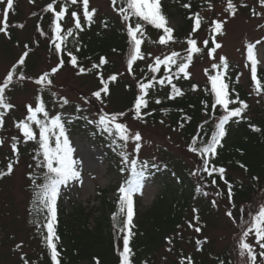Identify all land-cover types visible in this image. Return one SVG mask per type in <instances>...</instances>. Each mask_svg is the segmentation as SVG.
Wrapping results in <instances>:
<instances>
[{"label":"rangeland","instance_id":"374dc122","mask_svg":"<svg viewBox=\"0 0 264 264\" xmlns=\"http://www.w3.org/2000/svg\"><path fill=\"white\" fill-rule=\"evenodd\" d=\"M14 1H17V10L13 8L8 12L7 17L4 16L5 4H0V28L4 27L5 23L7 24V34L0 32V85L3 84L13 66L18 64L23 53L27 51L29 55L24 65L17 66L13 83L6 90L7 100L14 107L6 112L3 128L0 129V140L4 141L3 146H0V164L7 167L11 163V158L8 160L7 155L13 154L12 145L14 143L16 146L20 143V147L23 146V149L17 150L24 153H33L35 149H38L37 142H25L23 133L16 127V124L26 120L30 115L29 105L33 108L39 106L37 98L41 97L45 109L49 113V118L61 115L62 120L73 121L72 123L65 122V127L75 149L73 156L78 161V170L81 174L80 181H72L67 186L61 187L57 213L63 219L61 211L65 210L68 214H72L76 209H85L93 216L90 220V225L93 227L94 221L101 217L103 197L107 196L109 199H113L125 178L121 175L120 169L110 170L112 152L96 140L92 133L98 131L113 139L114 136L104 132L96 122L103 113L109 115L124 113L125 115L120 117L118 122L125 123L133 133L139 132L142 135L139 161H146L151 169L162 168L165 166L163 155L165 153L173 155L189 169L196 191L200 187L208 193V195H204L202 192H198L208 202L211 209L210 215L204 217L200 215V211L190 209L185 215L183 227L169 238L171 243L168 240L160 250L149 256L145 255L137 264L142 263L145 259L143 264H181V262L186 264L193 259L197 264H215L216 258L224 253L232 258L233 264H251L246 252L243 256L240 255L239 243L243 231L246 230L248 222L251 220L250 213H256L260 207H264V185L261 189L254 190V195L248 201L240 204L234 203L232 199L230 201L224 188H214L208 185L201 178L202 176L200 177V173L203 171V161L199 155L190 151L191 144L183 139L180 131L169 126L166 121L167 124L156 125L134 119V112L130 111L133 107L126 108L127 99H130L126 86H131L138 95L140 94L139 83L146 82L137 74L135 63L132 73L127 70L130 49L125 57H111V61L118 65L116 76L119 81L111 83L110 93L102 94L101 100H97L93 93L100 90L103 85L101 79L93 75L95 71L94 73L88 71L91 68L83 67L85 72L80 73L78 67H73L69 63L52 74V69L59 65L61 54L64 55V52L59 54L56 51L55 53L49 48L55 40L53 29L56 21L52 28L50 23L39 26V18L46 12L41 9L40 3L34 4L30 0ZM214 1L216 2L206 6L199 13L203 17V23L195 32L192 30L191 36L180 40L174 39L168 44H160L158 43L160 36L157 33L146 34L148 39L141 46V51L145 53L141 69L148 70L152 77L158 76V72L152 73L149 67L154 63L155 58H163L173 51L178 52L180 57H184L187 55L189 47L187 40L195 39L197 46L202 51L194 55L192 64L187 69L191 73L192 81L198 85V90H194L193 93L199 92L200 89L211 88L209 76L215 75L217 71L212 66L220 64L221 57H226L228 65L240 73V84L251 95L249 102L251 113L247 118L253 119L256 110L259 111L263 108L264 93L257 95L254 90L251 64L247 60V45L260 41V44L256 46L259 61L258 70L264 73V5L260 3V0H233L237 11L235 15H232L226 11L227 0ZM168 4L169 0H161L162 12H165L164 5ZM116 5H113L112 0H92L89 10L95 9L94 17L115 15ZM173 13L172 10L170 14ZM77 15L86 19L83 11ZM173 15L169 18L168 24L174 29V32H177L183 25V19L179 14L174 13ZM68 18V25L65 27L62 24L63 27L61 26L62 35L68 29L73 30V35L66 37L62 47L67 52L71 51L75 54L78 49L84 48L85 42L82 35L88 31L90 25L88 21L84 22L81 24L83 28L81 31L75 28V18L72 16ZM213 21L223 23V34L216 35V42L220 43L222 47L213 54L214 58L208 54L209 49L214 47L213 33L211 32ZM63 23L65 22L63 21ZM17 25H23V27H17ZM70 40H78V44L68 46ZM205 40L208 41L207 47L203 44ZM162 68L165 70L164 75L168 74V69L163 65L160 70ZM45 72L50 74L52 83L47 86L37 85L35 80ZM99 72L101 71L97 73ZM21 73L26 79H18ZM108 78L109 76L104 79ZM160 78L159 76L156 81H159ZM153 84L159 83L153 82ZM64 99L68 100L67 104H63ZM38 118L45 119L43 114H39ZM231 124L232 122L226 125L229 132L233 130ZM32 127L39 138L38 126L33 124ZM120 143L123 144L122 141ZM122 151L129 153L130 159L136 157L135 142L130 140L124 148H118L116 152L117 161L123 167H127L121 157ZM13 159L18 160V163L12 173L0 178V264H25V261L28 264H45L46 253L36 234V220L31 218L28 210L31 201L28 175L34 171L33 163H31V158L29 160V157L25 156H17L16 159ZM198 169L199 171H197ZM193 173L197 174L193 175ZM230 174L236 179L244 178L242 173L231 171ZM187 183V181L179 183L166 175L146 178L142 193L134 197L135 215L132 221L134 225L132 230L139 231L140 223L151 211L157 197L164 193L165 185H168L169 190L179 197ZM101 192H104L105 195L102 196ZM213 201H215V206ZM229 211L232 212V217L226 214ZM197 227L200 228L199 232L196 231ZM119 238L116 237L117 256L123 251V244ZM247 239L253 245L254 254L257 257L256 264H264V256L260 255L264 252V248L255 242L256 238L253 234H250ZM199 243L205 244L197 251L196 247ZM81 264L93 263L85 261ZM120 264H122V259Z\"/></svg>","mask_w":264,"mask_h":264},{"label":"trees","instance_id":"16d2710c","mask_svg":"<svg viewBox=\"0 0 264 264\" xmlns=\"http://www.w3.org/2000/svg\"><path fill=\"white\" fill-rule=\"evenodd\" d=\"M34 4L40 3L41 9L46 11L41 14L39 18V26L45 24H51V28L55 21V13L47 11V6L53 4L56 10L67 9L68 14L59 21L66 27L69 23V16H72V12L77 14L83 11L82 0H78L77 4H71L70 0H30ZM92 0H90L91 3ZM214 0H169L168 5H164L165 12H163L167 19L174 16L173 14H179L183 19L182 27L173 32L174 39H182L192 34L194 28V20L189 17H193L195 14H199L206 6L211 3H215ZM17 1H14V8H16ZM89 3V4H90ZM114 10L115 15H102L99 17H93V22L90 24L88 31L83 33L84 48L78 49L77 52L72 53L77 57L78 68L88 67L91 68V72L95 77L103 78L116 75L118 71V65L111 61V57L122 58L128 54L130 49L129 37L127 35V25H134L137 22V18H132L128 22H125L119 13L121 0H117ZM188 4L190 7L185 8L183 5ZM66 5V6H64ZM173 14H170L171 11ZM81 24L86 22V19L79 17ZM63 21L65 23H63ZM144 23L143 21H140ZM145 34H155L158 36L163 35L161 29H156L151 25L144 23ZM191 36V35H190ZM68 46L71 44H78V40H70ZM83 43V42H82ZM64 44V43H63ZM62 44V46H63ZM50 51L56 53L54 43L49 46ZM63 48V47H62ZM115 49V51H114ZM64 55L61 54L59 61L63 59V65L66 67L70 63V57L67 55V51ZM61 52V53H62ZM144 53V52H143ZM60 54V52H59ZM145 56V53H144ZM101 57H105L108 60L107 64L101 65L99 68H93L94 64H99ZM142 60L135 62V70L139 77H142L146 83L152 82L151 74L146 69H141ZM63 67V66H62ZM98 71H101L97 73ZM165 70L162 68L155 78L159 76L160 79L165 77ZM161 74L159 75V73ZM172 72H176L175 66L172 68ZM259 78L264 83V73L261 70L257 72ZM170 74V73H168ZM257 74V75H258ZM92 75V74H91ZM108 75V76H106ZM181 78L176 79L173 77V83L180 88L184 95L177 96L175 99H170L171 85L165 83L163 86L160 84H153V87L148 90V95L145 97L148 100L147 108L142 109V115L145 117L143 122L151 124H167L180 131L183 139L189 144L192 143L194 137L203 139L205 143L210 140L211 133L215 130L214 126L216 117L223 114V110L220 106L216 107L215 113L212 112V103L214 96L211 93V88L200 89L199 92L193 93V85L197 86L191 78H183V74H180ZM237 77L240 78V73L235 71L233 67L229 66L227 79L230 82V89L235 91L232 93L239 94V98L245 101L248 105L251 101V95L243 88L240 82H236ZM119 81V80H117ZM109 84V89L111 86ZM126 86V85H125ZM127 95H130V99H127L126 108L133 107L134 101L137 98L135 89L131 86H126ZM195 90V91H196ZM156 100H160V103H156ZM205 102L207 107H205ZM263 108L255 112V118L248 119L247 116L250 111V105L247 110L242 114L243 118L240 122H235L236 118L232 121V132L227 129V135L221 141L223 147H218L217 155L211 159V163L216 167H224L226 172L224 178L228 183H225V179H221L219 174L214 173L209 176L207 172L201 171L200 177L203 178L206 183L214 188H224L226 192L229 191V185L232 188V201L240 204L248 201L254 190L261 189L264 185V101L262 102ZM239 105H230V107H237ZM151 113V114H148ZM190 118V119H188ZM66 123H72L73 121L63 120ZM163 121V122H161ZM167 123H166V122ZM207 121V123H205ZM77 123V122H75ZM81 124V123H79ZM84 126L86 124H83ZM88 125V124H87ZM251 126L258 127L261 131L256 132L252 130ZM92 136L95 137L102 145L108 147L111 150L110 158V170L115 171L125 169L117 161L116 152L118 148H121L120 141L113 137L108 138L104 134L98 131H93ZM207 133V135H205ZM115 140V143L113 142ZM20 143L17 144V149H23L20 147ZM197 146H202L200 140H197ZM39 148V147H38ZM38 149H35L33 153H24L18 151V156H25L31 158L33 163V173L28 175L29 179V192L31 194V201L29 206V213L32 219L35 221L36 234L41 241L46 253L45 264H53L51 260L50 250L47 248L44 241V236L47 234L46 230L42 227L45 221L46 212L43 210L42 205L34 203L36 198V191L38 189L33 184V178H36V184L43 183V177L46 174V168L43 166L38 167L37 157ZM17 155L13 151L7 155L8 160L11 158L13 168L17 165ZM43 157L40 156L39 160ZM164 167L151 169L147 167L145 169L146 178H157L158 176H169L171 179L178 181L179 183L188 182L185 190L177 197L169 186L165 185L164 193L157 197L151 211L144 217V220L139 225V231H133L134 235L130 238V248L132 255L130 257L131 264H137L145 255H150L153 252H157L163 246L167 244V241L171 236H174L178 230L183 227L186 213L190 209L200 211L202 217L209 216L211 209L208 202L202 197L201 194L196 191L194 182L190 176L189 169L182 164V162L176 159L173 155L165 153L163 155ZM116 160V161H113ZM244 165V167H241ZM7 170V167L0 164V172ZM242 173L244 178L242 180L236 179L231 173ZM125 180H122L123 184L130 176V171L125 170L121 172ZM145 178V179H146ZM162 178V177H161ZM215 179L216 184L213 185L211 181ZM101 195H105L101 192ZM229 196V195H228ZM102 200V214L100 218L94 221V226L91 227L90 220L92 215L86 212L85 209L79 208L74 210L72 214H68L67 211H61L64 218L62 219L58 215V224L56 226L57 235L60 237L57 244V250L60 252L61 264H81L85 261H90L93 264H120L121 256H117L116 252V237H120L123 244V233L118 232L114 227V221L112 219L113 214L118 211L117 201L119 199L118 191L115 193L113 199H109L107 196ZM118 220L122 222L123 214L121 213ZM170 241V240H169ZM123 249V248H122ZM146 260V259H145ZM144 260V261H145ZM143 261V262H144ZM140 263V264H143ZM186 264H197L195 260H191ZM215 264H233L232 258L226 253L220 255L215 260Z\"/></svg>","mask_w":264,"mask_h":264},{"label":"snow or ice","instance_id":"6c2138e0","mask_svg":"<svg viewBox=\"0 0 264 264\" xmlns=\"http://www.w3.org/2000/svg\"><path fill=\"white\" fill-rule=\"evenodd\" d=\"M71 4H77L78 0H70ZM90 0H82L83 4V15L88 21L89 25L93 22V17L95 15V9L89 10ZM113 5H116L117 0H112ZM260 3L264 5V0H260ZM0 4H5L4 16L7 17L8 12L12 11L14 8V0H0ZM121 7L119 8V13L122 16L125 22H128L132 18H137V22L132 25H127V35L129 37L130 44V53L127 62V70L129 73L133 72V64L137 60H143L145 58L144 53L141 51V46L148 37L145 34L144 23L151 25L156 29H161L163 35L159 37L158 43L168 44L170 41H174L173 32L174 29L169 26L168 19L166 15L162 12L161 0H121ZM183 7L188 8L190 5L185 4ZM47 11L55 13V25L53 31L55 32V40L53 41L55 49L57 52L65 51L62 48L66 37L73 35V30L68 29L65 34L62 35L63 29L59 21L63 19L67 13V9L56 10L53 7V4L47 6ZM232 15H235L237 8L233 3V0H227V9ZM72 17L75 18V28L83 31L81 26V21L76 12L71 13ZM194 20L193 32L198 30L203 23V17L198 13L193 17H189ZM143 21L144 23H141ZM213 27L211 28L212 42L214 47L209 49V56L214 58V53L217 49L222 47V45L216 42V35L223 34V23L220 21H213ZM17 27H23V25H17ZM0 32L7 34V24L5 23L4 27L0 28ZM43 34V33H41ZM151 42V41H150ZM189 45L187 49V55L180 57L178 52L173 51L170 55H167L163 58L156 57L154 63L150 65V71L152 73H157L160 71L161 66H165L168 69V73L163 79L156 81L155 77H152L153 82L159 83L163 86L165 83L171 85V93L169 98L175 99L177 96L184 95L183 91L174 84L173 77L180 79V74H183V78L189 79L191 73L187 69L192 64L195 54L201 53L202 49L197 46V40L189 38L187 40ZM204 46H208V41L203 42ZM260 44V41H257L256 44L247 45V60L251 64V77L254 82V90L257 95L264 93V83L258 78V59L256 46ZM27 47V45H26ZM115 51V49H114ZM29 53L25 51L21 58L18 60V64L13 66L10 70L3 84L0 85V129L4 125V117L8 110H11L14 106L8 102L6 97V90L9 89L12 85L14 76H16L17 66H22L25 64V60L28 57ZM67 55L70 57V63L73 67L78 66V60L71 51L67 52ZM220 64H213V68L216 69V74L209 76V81L211 83V93L214 96L212 103V112L215 113L216 107L220 106L223 110V114L216 117L215 130L211 133L210 140L205 143L202 138L194 137L190 146V151L199 155L203 161V171L207 172L209 176H212L214 173L219 174L221 179L224 178V173L226 169L224 167H216L211 163V159L214 158L218 153V147H223L221 141L227 135L226 125L233 121L236 118L235 122L239 123L240 119L243 118V113L248 109L249 105L239 98V94H235L233 97L232 93L234 89H230V82L227 79L228 73V61L226 57H221ZM179 61V62H178ZM108 60L105 57H101L99 64H94L93 68H99L101 65L107 64ZM63 66V59L59 61V65L52 69V74H55L59 71L60 67ZM175 66L176 72H172V67ZM247 66V65H246ZM88 71H91L89 69ZM80 73H84V68H79ZM18 79L24 80L26 77L23 73L19 74ZM102 88L93 93L97 100H101L102 94L108 95L110 93L109 84L110 82H116L117 76L111 75L108 79H104L103 76L100 77ZM153 82L149 83H139L140 94L134 101L133 108L130 111L134 112V119L142 120V109L147 108L148 100L145 98L148 95V90L153 87ZM236 82H239L237 77ZM37 85L47 86L52 83L50 79V74L45 72L38 79L35 80ZM197 86L193 85V90H196ZM54 95V94H53ZM38 107L33 108L31 105L28 106V112L30 115L27 116L26 120L20 121L16 124V127L20 129L25 138V142L35 141L37 142L39 148L37 151V166H43L46 168V174L43 177V183L37 185L36 178H33V184L36 186L38 191H36V200L34 203H39L42 205L43 210L46 212L45 221L42 224V227L46 230V235L44 236V241L47 248L51 253V260L53 264H61L59 259L60 252L57 250V244L59 243L60 237L57 235L56 226L58 224V213H57V202L61 193V187L67 186L69 182L80 181L81 174L78 170V161L74 159L75 149L72 146V143L67 134L65 127V122L62 120L61 115H56L49 118V113L45 109V104L41 97H38ZM102 102V101H101ZM160 100H156V103H160ZM68 100L64 99L63 104H67ZM230 105H239L237 107H230ZM205 107L207 103L205 102ZM39 114H43L45 117L44 120L38 118ZM151 114V113H148ZM124 113H116L109 115L108 113H103L100 115L99 120L96 122L99 126L102 127L104 132H107L110 136H114L119 141H122L123 144L119 145L121 148H124L127 143L132 140L135 142V153L136 157L129 158L130 154L122 151L121 157L123 163L127 166L126 169L130 171L129 178L122 184L119 189V199L117 201L118 211L113 214L114 227L117 228L118 232L123 233V251L120 252L122 259V264H131V255L132 250L129 246L130 238L134 235L132 232V227H134L132 221L135 215V199L134 197L137 194L142 193L145 180V169L148 167L147 162H140L138 159L139 151L141 148L142 135L139 132L133 133L130 128L123 122H118L119 118L124 116ZM190 119V118H188ZM163 122V121H161ZM207 123V121H205ZM35 124L39 128V138H37L36 132H34L32 125ZM253 131H261L258 127L251 126ZM207 135V133H205ZM200 140L202 146H197V140ZM115 143V140L113 141ZM4 141L0 140V146H3ZM13 151L16 155H19L17 146L14 143L12 145ZM42 156L43 159L39 160V157ZM18 163V160L16 161ZM244 167V165H241ZM13 171V164L9 163L7 165V170L0 172V178H3L4 175H10ZM199 171V169L197 170ZM197 173H193L196 175ZM213 185L216 184L215 179L211 181ZM225 183H228L225 179ZM198 192H202L204 195H208L207 192H204L202 188H197ZM229 199L233 195L231 185H229L228 191ZM215 206V201H213ZM194 211H196L194 209ZM243 211V210H241ZM123 214L122 222L118 220L120 214ZM229 217H232V212L226 213ZM251 220L248 222V227L242 233V238L239 243L241 249L240 255L243 256L245 252L247 253L251 264H256L257 257L254 254L253 245L248 242V237L250 234L255 236V242L259 244L261 248H264V207H260L256 213H250ZM198 219V217H197ZM191 226V225H190ZM196 231L199 232L200 228L197 227ZM171 243V241H169ZM170 250V249H169ZM264 256V252L260 253ZM25 264H28L25 261ZM98 264V261H97ZM183 264V262H181Z\"/></svg>","mask_w":264,"mask_h":264},{"label":"water","instance_id":"95a60500","mask_svg":"<svg viewBox=\"0 0 264 264\" xmlns=\"http://www.w3.org/2000/svg\"><path fill=\"white\" fill-rule=\"evenodd\" d=\"M204 244H205V243H199V244L197 245V247H196L197 251L200 250Z\"/></svg>","mask_w":264,"mask_h":264}]
</instances>
